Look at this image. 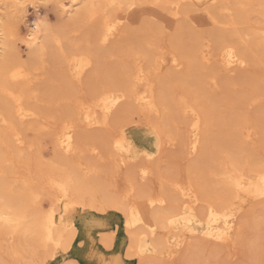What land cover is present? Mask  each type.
Listing matches in <instances>:
<instances>
[{
  "label": "bare ground",
  "instance_id": "6f19581e",
  "mask_svg": "<svg viewBox=\"0 0 264 264\" xmlns=\"http://www.w3.org/2000/svg\"><path fill=\"white\" fill-rule=\"evenodd\" d=\"M25 1L29 0H0V253H3L0 261L7 257L26 264H127L130 261L157 264L161 260H174L182 249L179 255L183 257L192 255L197 247L229 248L236 242L242 243L243 230L249 224L253 229L249 247L254 249L264 231V161L245 163L237 151L214 158L215 152L209 149L210 109L204 98L183 92L169 96L155 88L157 80L153 77L160 72L168 53L171 69L167 75L163 70L165 80L182 79L183 75L175 73L174 68H180L183 63H202L205 67L216 58L222 70L230 72L247 64L246 51L250 47L244 34L248 32L243 30V18L238 20L232 14L235 11L231 13L233 7L228 5V0H30L33 20L22 30L20 23L25 9L21 5ZM50 1L60 14L58 22L61 17L58 25H52L47 15L39 11L40 3ZM187 2L199 11L198 23L207 21L203 17L207 15L214 26L225 22L233 27L228 37L218 33L209 35L215 41V54L209 52L211 49L203 43V36H198L194 48L185 55H180L178 46L169 52L163 45L167 41L165 36L181 30L180 19L189 12V7L187 10L183 6ZM252 2L243 0V5L250 10L254 6ZM11 6L14 13L9 15L7 9ZM238 6L242 7L241 3ZM228 11L226 19L223 16ZM261 12L264 16V8ZM146 13L158 15L164 21L160 44L154 46L158 52L150 55L144 66L135 51L136 55L126 58L127 69L119 70L122 77H117L115 67L107 66L103 58L114 56L119 47L117 38L122 39L123 34L131 32V25ZM221 17L225 21L220 20ZM146 20L147 17L143 21ZM256 27L249 28L247 35H255L260 39L258 42L264 44V27ZM17 41L24 47L25 59L17 49ZM54 58L63 66L61 75L68 104L67 115L55 120V125L49 120L52 116L47 109L39 105L43 97L55 90L50 70ZM122 101L125 104L119 110V117L124 118L134 107L150 117L146 127L154 139L152 149L140 150L133 140H128L121 122H113L114 110ZM181 118L187 125L184 154L194 157L190 164L192 169L199 167L203 159L210 160L207 161L208 175L206 178H174L177 174L174 173V177L170 174L173 178L166 179L167 190L149 191L138 181L136 172L143 177L148 174L152 159L181 137L180 131L174 129ZM245 121L230 120L231 123L242 122L240 129L246 127ZM110 122L114 124L106 147L116 156L117 152H124V156L119 155L118 160H114L125 163L141 157L143 163L137 164V169L136 166L127 168L120 189L94 201V188L90 184L93 181L87 178L91 170L89 173L87 170L88 176H85L78 158L74 156L78 161L73 162L67 157L78 151L80 125L83 130L94 132L89 133V139L101 141L98 130L110 127ZM103 142L105 144L106 140ZM43 144L49 145L55 157L51 163L35 164L36 157L40 160L43 157ZM22 147L34 150L31 158L28 157L30 167L27 169L31 176H23L14 166L9 167ZM21 162L18 163H24ZM9 175L13 178H8ZM23 189L24 193L32 194L33 200L40 195V189L46 190L48 196L51 195L49 206L44 209L39 202L27 204L23 195L21 197ZM165 203H168L165 210L153 209ZM107 207L120 212L116 226L109 227L97 215ZM110 228V235L104 234L103 231ZM78 239L83 242L82 247ZM108 245L112 247L109 253L105 251Z\"/></svg>",
  "mask_w": 264,
  "mask_h": 264
},
{
  "label": "rangeland",
  "instance_id": "374dc122",
  "mask_svg": "<svg viewBox=\"0 0 264 264\" xmlns=\"http://www.w3.org/2000/svg\"><path fill=\"white\" fill-rule=\"evenodd\" d=\"M29 1H25V3L21 5L22 8L25 9L22 22L20 23V27L22 28V30H24L25 26L31 23L33 20L32 3L31 1L30 2ZM235 1L237 2L236 4L234 0H228V5L230 4V6L233 7L231 9L232 11L231 10L229 11H231V13L235 11L232 14H235V16L238 17V20H241V18H243L242 20L244 21V28H243L244 31L249 33L251 28H255L256 26L258 28L264 27V16L261 15L262 13L261 10L264 8V0H253L252 3L254 4V6L250 8V10H248L249 9L248 7L246 6H245L246 8L244 7L243 0L242 1L235 0ZM257 1L258 2L260 1L259 3H261L258 6H257L258 4ZM240 3L242 7L238 6ZM260 5H263V6H260ZM183 6H185L184 8H186L187 10L189 7V12L186 14L185 17L180 19L181 21L179 20L181 30L179 29L175 31L174 35L167 36V37L165 36L164 39H166L167 41L164 42L165 44H163L162 42L161 43L165 47L167 46L166 49L169 50V52H173V48L178 46L180 55H185V54H189L191 50L194 48L193 46L196 45L198 36H203V40H202L203 43L205 45L207 44V48L209 47L208 49H211L209 51L211 54H215L216 53L215 41L213 40V38L211 39L210 37L211 34L218 33L219 35L228 37V35L232 33L233 27L231 25L229 26L228 24L225 25V22H224V25L222 22V23H219L217 26H214L212 22L209 20V18L207 17V15H204V16L200 15V16H203L207 21H200L198 23L197 21H198L200 13L196 9V7L191 6V5L189 6L188 2ZM12 7L13 6L7 9L9 15H12L11 13H14V9ZM237 8H239L240 10ZM246 9L248 11L245 12ZM196 10H197V13H196ZM238 10L242 14H240ZM39 11L42 14L45 13L47 15L49 22L52 25L53 24L58 25V23H60L61 17L59 18V22H58V16L60 14L58 13V11L56 10V8L54 7L51 1L47 2L46 4L40 3ZM229 11L224 14L225 15L223 16L224 18L225 17L226 19L228 18ZM146 17H147V20L143 21L146 19ZM223 17H221L220 20ZM16 19H17V16L14 18V20ZM190 20H193V21H190ZM163 28H164V21L162 20V18H160L158 15L151 16L150 14H147V13L140 20L133 23L131 25V32L126 33L127 35L123 34L121 36V38L123 37L122 39H120V37L117 38L119 40V43H118L119 47L116 49L114 56H111V57L107 56L103 58V62H105L107 66L110 65L111 67H115L114 71L115 72L117 71L115 74L114 72H111V75L114 74L117 77L118 76L122 77L121 72L127 69L126 65L128 62L126 58L129 55H133L135 51L138 53L137 54V56L139 57L138 61L141 62L144 66H147V61L150 58V55L154 56L158 52V50L156 51L155 47H157V45L160 44V40L162 38L161 37L162 32L160 31ZM141 30L143 31L140 33L139 31ZM157 31H159V33ZM247 34H244V39L250 48L246 51V57L248 61H247V64L243 68H235L234 69L235 71L232 70L231 72L225 71V70H222L219 63L216 62L217 59L213 58L210 61V64L207 63L205 67H204V64L202 63L194 64V65L193 64L187 65L186 63H183L180 68H174L175 73L179 75H183L182 79L174 78L172 80H165L164 79L165 73L167 75V73L171 69L170 60H169L170 54L168 53L166 55V62L162 66L160 72L158 74H155L153 77H154V80L155 79L157 80V82L155 81V88L157 90H162L161 91L162 93L164 92L165 94H168L169 96H173V94L176 95L180 92H183V93H189V96L191 97H197L199 99H202V97L204 98V101H205L204 103H206V105L210 109L209 115L211 117L209 115L208 116L210 120L209 129H210V133L212 137L210 140L211 143H209L210 145L209 149H210V152L212 150L211 153L214 154L215 152L216 156L214 155V158H221L226 152H229V151H237L242 156V158H244L242 160L243 162L250 163L251 161H261V162L264 161V140H262L264 138V44H262L261 42L259 43L258 41H260V39L259 38L256 39L255 35L253 34L247 35ZM208 39H210V41ZM220 39L222 40L223 38H220ZM16 44L18 47L17 49L21 53L22 58L25 59L26 52L24 50V47H22L18 41L16 42ZM170 48L172 49V51ZM251 50L254 51L255 53L252 52ZM150 51H153V52L149 53ZM141 53H142V56L140 57ZM134 55H136V53ZM50 70L52 72L51 74L54 77L53 84H54L55 90L53 91L52 94L46 97H43L39 105L47 109L49 116H52V117H49V120L54 124L55 120L67 115L68 104H67V101H66L67 99L65 96L67 89H66L65 82H63V76H62L63 75L62 73L64 71L63 66H61L60 63H58L57 59L53 60ZM119 70H122V71H119ZM163 70L165 73L163 72ZM82 87H84V85H82ZM83 89L85 90V87ZM253 96H257L256 99H251ZM124 104H125V101H122L116 106V109L114 110V113H113V116H114L113 118H115L113 119V122H116V121L118 123L121 122L126 132L128 140L129 139L133 140L139 148L141 147L140 150L152 149L154 147V139L146 127L147 120L150 119V117H148L146 113L138 111L137 107H134L132 112L128 113L124 118L119 117L118 116L119 110L122 108V106H124ZM238 118L242 119L243 121L244 120L248 121V122L245 121L246 124L245 122H243L244 123L243 125L246 126L243 129H240L239 127V124L242 126V122L241 123H238V122L231 123L230 122V120L231 121L232 119L237 120ZM178 120H179V122L177 121L178 125L174 126L175 127L174 129L178 130V132L180 131L179 132L181 136L179 138L180 140L179 139H178L179 141L176 140L175 144L170 146V148L169 146L166 145L168 148L165 147L166 149L164 148L162 152H160L161 154L159 153L157 156H155V158L152 159L150 163L149 172L148 174L144 175V177L141 174H139V172H136L138 181L143 185V187H145L149 191H152V192L156 191V192L161 193L162 191L167 190L166 185L168 187V182L166 181V179L167 180L172 179L174 176H177L174 178H182V177L187 178V176H194L195 178L204 176V178H206L208 175L207 166L209 162L207 161H210V160H207V158L202 160V162L199 164V167H197L196 169L194 167L192 169L190 164H191V160L194 157L188 156V155L186 156V154H184L187 125L185 123V119L184 121H183V118L178 119ZM113 122H110L109 124L110 127L102 128L101 131L98 130L99 132L98 134L101 138V141L98 140L99 138L89 139L88 138L89 133H94V132L93 131L90 132L86 129L83 130L82 129L83 127L80 125L78 129L80 132L82 131L81 132L82 134L80 137L81 140H79V145H78L79 148H78V151L76 152L78 154L74 153L71 156L67 157V159L70 158L71 161L73 160V162H77L79 160L78 162L81 163L79 166L81 168L80 170L81 172H84V174H86L85 176H88L87 174L91 170L90 171L91 173H89V176L87 178L91 177V179H88V181L89 182L93 181L92 182L93 184L91 182L90 184L94 188L93 189L94 190L93 191L94 201L99 199L101 195L103 194L111 193L114 191V189L116 190L120 189L124 184V178H125V173L127 172V168H129V166L130 167L136 166V169H137V166L143 163V160L141 157L133 159V160H129L125 163L124 162L117 163L118 158L120 156L121 157L124 156V152L119 151L117 152L118 156H116L115 154L113 155L111 151L108 150V148L106 147V143L108 144V142L110 141V136L112 134L111 128L113 126L112 124H114ZM248 128H249V131H248ZM101 132H102V136H101ZM248 132L249 133L251 132V134H248L247 136ZM107 133L110 135H108ZM105 134H107L108 136ZM29 137H31V135ZM103 139L104 141L106 140L105 144L103 142ZM91 140H93L95 145L93 144V142H91ZM96 140L99 144L101 143L100 145L98 144L100 148L98 147V145L96 146L97 144ZM90 143H92L93 145H91ZM42 146H43L42 147V154H43L42 158L45 160L43 161V159L41 158L42 160L41 161L38 157L35 158L36 155H34L35 154L34 152V154H32L34 156L32 157L35 158V161H36L35 164L47 163V162L51 163V161L55 157L53 150L48 147L49 146L48 144H43ZM212 147H214V149H212ZM22 148H20V152L21 151L22 152L21 153L19 152V154L15 155V158L12 160L9 167L14 166L13 168H15L23 176H31L32 173L29 172L27 168L30 167L28 164L30 162L29 161L30 159L28 157L30 156L31 158V152L33 149L29 150L30 148L25 147L26 150H23ZM44 149L46 150L44 151ZM27 151H29V153ZM25 156L27 157V159L25 158ZM74 156H76L78 160ZM22 157H24V159L26 160H24ZM115 158L117 160H114ZM21 160L24 162L23 164H19V163H22ZM114 163H116V165ZM86 164L87 165L92 164L93 166L90 165L87 167ZM85 168H86V171H85ZM26 169L28 172L25 171ZM87 170H88V173H87ZM199 170L201 171L203 170V173L202 172L200 173ZM166 171H168V173ZM174 173L177 175H174ZM170 174L174 176L172 177ZM138 176H141V177H138ZM8 178H13V176L9 175ZM212 179L216 180L217 177H214V178L212 177ZM23 191L25 192V190L24 189L22 190L21 197L23 195V200L27 204L33 205V203L35 204L39 202L38 204H40L41 207L44 209H46L49 206V203H50L49 198H51V195L48 196L49 193L46 190L44 192L41 189L39 191L37 190L40 195L38 194L39 196L36 198V200H33L34 198L33 196H31L32 195L31 193L27 191L26 193L28 194H26ZM164 205L165 206H163L162 204L155 208L153 207V209H156L158 211L159 210L163 211L168 206V203H165ZM257 206L259 207L258 204H256V207ZM158 207H160L161 209H159ZM98 212L99 213L97 215L106 224H108L109 227L116 226V224L118 223L120 212L117 209L107 207L104 210H101V212L100 211ZM250 226L252 227V224H249V226L247 225L243 230L244 240L242 243L237 244L236 242L233 246L229 248L227 247L225 248L221 246L215 249H213L211 246L197 247L195 248L196 251L193 250V252L195 253L192 252L191 253L192 255L190 256L186 255L183 257L179 255L182 253L183 251L182 249L181 253L177 255L179 258L176 256L174 260L157 261V264H213V263L214 264H264V235H263L264 226L262 229L263 232L261 233L262 236H259V238L257 239L254 249L249 247L250 246L249 241L251 237L253 236L252 235L253 229ZM111 229L112 228H110V230L106 229L105 231H103L104 234L106 233L110 235ZM248 230L251 232L250 234H248L249 233ZM247 238H248V242H246ZM78 245L79 247L83 246V242H81L80 239H78ZM201 248L202 249L204 248V249L202 250ZM214 250H216V252ZM105 251L109 253L110 251H112V247L110 245L106 246ZM250 255H252L253 257ZM0 256H3V253H0ZM255 258H256V262H255ZM5 259L1 260L0 264H13V262H16L17 264L25 263V262L23 263V261H20V262L18 261L19 262L18 263L16 259L15 261L13 259L11 260V258L9 259L10 260L9 261L7 257ZM81 264H87V263L83 262ZM127 264H136V263L135 261H130Z\"/></svg>",
  "mask_w": 264,
  "mask_h": 264
}]
</instances>
